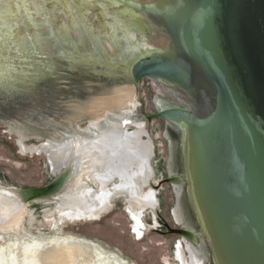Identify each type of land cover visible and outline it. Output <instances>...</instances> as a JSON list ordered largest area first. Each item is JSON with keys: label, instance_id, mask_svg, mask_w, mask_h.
Listing matches in <instances>:
<instances>
[{"label": "rangeland", "instance_id": "1", "mask_svg": "<svg viewBox=\"0 0 264 264\" xmlns=\"http://www.w3.org/2000/svg\"><path fill=\"white\" fill-rule=\"evenodd\" d=\"M65 6L73 11L69 3ZM3 10L7 7L0 9L2 17L6 16ZM2 17L0 186L29 189L46 185L54 174L42 151L44 145L75 136L93 138L117 127L115 149L124 159L114 160V164L126 178L132 176L136 185L141 186L143 193L140 197L144 198L154 190L157 202L136 217L139 210L131 207L125 201L127 195L122 194L123 197H115L111 206L98 217L77 216L72 219L57 211L56 196L30 202L26 204L27 213L22 220L24 238L20 239L12 231L0 230V251L15 250L32 238L69 237L92 243L99 252L118 259L120 264H198L196 261L200 257L204 259L202 264H213L185 175L184 136L178 126L163 119L146 120L160 109L171 106L188 109L187 104L181 101L179 94L151 79L143 78L136 85L111 81L115 77L125 78L131 61L144 51L157 49L155 43L139 31H130L128 26V30L122 29L118 20L115 23L107 21L110 27L91 32L76 15V24L66 31L58 29L46 11L36 16L40 29L37 33L22 34L17 30V24ZM97 22L102 24V21ZM84 55L92 58L86 59ZM91 60L96 65L85 63ZM110 64L115 66L114 70ZM120 64L124 69L119 67ZM118 70L124 74L116 76ZM103 82L110 83L106 92L122 86L134 89L133 107L110 112L96 122L88 118L68 122L69 118H74L73 106L99 96V93H93L92 87L98 88ZM11 122L32 127L25 139L11 131ZM168 175L181 176V183H165ZM116 181L112 180L113 183ZM88 185L95 193L99 191L93 182ZM69 186L60 194L70 192L72 187ZM0 192L9 196L4 190L0 189ZM178 224L194 231L197 241L189 243L166 232L165 225L176 228ZM189 244L195 250V262L189 259Z\"/></svg>", "mask_w": 264, "mask_h": 264}, {"label": "water", "instance_id": "2", "mask_svg": "<svg viewBox=\"0 0 264 264\" xmlns=\"http://www.w3.org/2000/svg\"><path fill=\"white\" fill-rule=\"evenodd\" d=\"M113 1L139 14L136 25L122 21L157 48L132 60L122 80H154L187 104L160 109L146 120L163 119L184 136L185 175L213 264H264V0ZM151 23L168 44L156 42ZM70 177L66 167L42 187L0 189L26 205L53 199ZM180 181L178 175L164 180ZM165 229L197 241L182 224Z\"/></svg>", "mask_w": 264, "mask_h": 264}, {"label": "bare ground", "instance_id": "3", "mask_svg": "<svg viewBox=\"0 0 264 264\" xmlns=\"http://www.w3.org/2000/svg\"><path fill=\"white\" fill-rule=\"evenodd\" d=\"M47 1L0 0V9L7 7V10H3L6 14L3 17L11 24H17L16 28L22 34L24 32L37 33L40 29L36 24V16L40 12L45 14L46 11L52 17L53 24L58 29H65L66 31L76 24V15L84 23L82 24L86 29L91 32L101 28L106 29L108 26L110 27L108 23H115V20L120 22L122 29L128 30L126 28L128 25L122 20H129L136 25V19L139 17V14L129 8L121 7L113 0H78L76 3L74 0H64L63 3L53 0L49 6H47ZM67 3L72 6L73 11L68 10V7L65 6ZM99 17L102 24L96 22ZM107 21L108 23H106ZM157 29L158 27L154 26L153 23L150 24L149 32L151 35H155L156 42L168 44V38L157 32ZM84 58L90 59L92 57L87 55ZM80 62L83 63L84 61ZM85 63L96 65L93 60L85 61ZM111 67L114 70V66ZM114 79L115 84L126 85V82H122V79H118V77ZM103 83L98 88L92 87L93 93L97 92L99 96L91 97L83 102L76 101V105L73 106L74 118H69L68 122L72 123L78 118H88L96 122L103 119L110 112L128 110L133 107L135 102L134 89L122 86L114 87L111 92H106V88L109 87L110 83ZM162 86L169 88L165 85ZM9 127L11 131L22 138L32 128L28 124L15 125L12 122L9 123ZM117 129L116 127L110 133L102 132L93 138L84 135L75 136L70 140L48 142L47 145L43 146L42 151L47 157L53 174L66 167L71 170V180H69L68 186L70 185L69 188L72 187V190L55 197L56 209L63 217L68 219L77 216L96 218L109 208L108 198L112 191L127 189L132 184V176L126 178L123 171H120L118 166L114 164V160L122 161L124 159L115 149L117 141L115 130ZM143 170L141 169V172ZM114 177L119 178V183L109 189L108 184ZM89 182H93L99 191L95 193L89 187ZM6 192L9 196L0 192V230L4 232L12 231L22 239L25 236L22 233V220L27 213V207L21 203L16 195L9 191ZM128 203L131 207L139 210L135 215L139 217L147 207L152 205V194L148 193L142 199L131 198ZM98 249L94 248L92 243L77 240V238H32L31 241L21 243L15 250L0 251V264H95V262L97 264H120L118 259L107 257ZM104 253L106 252L104 251ZM188 253L189 259L195 262V250L191 244L188 246ZM196 262L202 264L204 262L203 257L197 258Z\"/></svg>", "mask_w": 264, "mask_h": 264}, {"label": "flooded vegetation", "instance_id": "4", "mask_svg": "<svg viewBox=\"0 0 264 264\" xmlns=\"http://www.w3.org/2000/svg\"><path fill=\"white\" fill-rule=\"evenodd\" d=\"M150 159V158H149ZM179 176V175H178ZM181 177V176H180ZM112 180H117L116 183H113L112 181L108 184V188L109 189H112L113 186H115L116 184L119 183V178L117 177H114ZM131 185L127 188V189H120V190H115L113 191L112 193H110V196L108 198V203H109V206H111V202L112 200L117 197V196H124L122 194H126V198H125V201L128 202L129 199L131 198H137V199H142V197H140L142 195V189H141V186H137L134 179L131 181ZM181 183V181H180ZM154 190H150L149 193L152 194V204L153 205H156V202H157V198H156V192L153 193ZM151 205V206H153ZM147 208H150L147 207Z\"/></svg>", "mask_w": 264, "mask_h": 264}]
</instances>
